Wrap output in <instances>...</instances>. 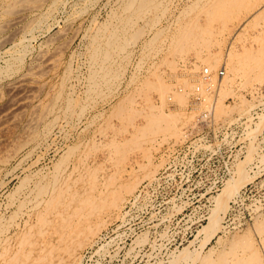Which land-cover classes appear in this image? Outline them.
<instances>
[{
  "label": "rangeland",
  "instance_id": "1",
  "mask_svg": "<svg viewBox=\"0 0 264 264\" xmlns=\"http://www.w3.org/2000/svg\"><path fill=\"white\" fill-rule=\"evenodd\" d=\"M125 2L0 0V255L19 250L38 226L40 200L69 180L93 211L69 221V236L50 235L52 251L37 244L25 264L36 256L40 264H169L184 251L190 264H264V0ZM189 22L192 30L182 28ZM115 30L95 81L89 57ZM179 31L205 45L176 44ZM209 56L229 81L219 91L216 79L192 103ZM202 110L214 111V126L203 127L209 143L196 148L211 156L172 164L166 149ZM145 114L164 117L162 128L123 153ZM241 174L248 182L239 186Z\"/></svg>",
  "mask_w": 264,
  "mask_h": 264
},
{
  "label": "bare ground",
  "instance_id": "2",
  "mask_svg": "<svg viewBox=\"0 0 264 264\" xmlns=\"http://www.w3.org/2000/svg\"><path fill=\"white\" fill-rule=\"evenodd\" d=\"M25 1V0H24ZM38 1V0H37ZM125 1V0H124ZM134 0H127V2H125L124 4H129V3H133ZM141 0H139L140 2ZM150 1V0H148ZM145 2V1H144ZM143 2V3H144ZM12 3V2H11ZM153 3V2H152ZM157 3V2H156ZM221 3V2H220ZM225 3V2H224ZM138 4V3H136ZM135 4V5H136ZM142 4V3H141ZM140 4V5H141ZM149 4V3H148ZM146 4V5H148ZM218 4V3H217ZM140 5L138 6V9L141 8ZM154 5V4H153ZM158 5V4H157ZM12 6V5H11ZM128 6V5H127ZM126 6V7H127ZM132 6V5H131ZM129 5V7H131ZM145 6V4L143 5V7ZM226 6V5H225ZM128 7V8H129ZM208 7V6H207ZM222 7V6H221ZM124 8H125V5H124ZM146 8V7H145ZM210 8V6L208 7ZM207 8V9H208ZM227 8V7H226ZM131 9V8H130ZM137 9V7H136ZM137 9V10H138ZM219 9V7H218ZM216 9V11L218 10ZM140 10V9H139ZM54 11V10H53ZM207 11V10H206ZM205 11V12H206ZM211 10H209L210 12ZM219 12V11H218ZM223 12V11H221ZM226 12V11H225ZM9 13V12H8ZM138 13V12H137ZM140 13V11H139ZM208 13V12H206ZM211 13V12H210ZM215 13V12H214ZM6 14V13H5ZM219 15V13H218ZM130 17V16H129ZM221 17V16H220ZM209 18V17H208ZM226 18V17H225ZM230 18V17H229ZM33 19V18H32ZM18 20V19H17ZM130 20V19H129ZM215 20V19H214ZM218 20V19H217ZM41 21V20H40ZM213 21V20H212ZM216 21V20H215ZM94 22V21H93ZM225 22V21H224ZM246 22V21H245ZM13 23V22H12ZM130 23V21L128 22ZM191 22L187 23L189 24V26L187 25V27H182V28H185V30H188V29H193V26L190 25ZM201 23V22H200ZM94 24V23H93ZM125 24H127L125 22ZM155 24V23H154ZM194 25V24H193ZM192 26V28H191ZM123 28V27H122ZM23 29V28H22ZM111 29V28H110ZM202 29V28H201ZM207 29V28H206ZM107 30V29H106ZM122 30V29H121ZM118 31V30H117ZM117 31L115 30L114 31H106L108 32L107 34V37L108 40L110 41V43L108 42L107 45H105L106 47L104 46H99L98 44H95L94 48L95 50L93 51V54L91 55V57H89L91 60H92V70H91V78L93 80H97L99 78H104L103 76V72H106L107 69H101L100 68H103L105 67V64H103L104 62L107 61V59H110L111 56L113 55V51L111 50L112 48H115L112 46V48L109 50L108 48L112 45L111 43L113 42H116V39L117 36L115 33H117ZM180 32V31H179ZM182 32V31H181ZM180 32V33H181ZM199 33V32H198ZM102 34V33H101ZM181 34L183 35H180L179 38H178V41H175V43L179 42L180 44L184 41H187V43H192L196 46H203L205 45L204 44V41H202L199 37L200 36H197L195 33H191V32H187V31H183ZM178 35V34H177ZM135 36V35H134ZM131 37V36H130ZM155 37V36H154ZM95 38V36H94ZM99 37H96V39H98ZM156 38V37H155ZM95 39V41H96ZM99 40V39H98ZM263 40V39H262ZM94 41V39H93ZM96 43V42H95ZM98 43V42H97ZM174 43V42H173ZM176 43V44H177ZM100 44V43H99ZM176 44H174L176 46ZM91 45V44H90ZM108 46V47H107ZM179 45H177L178 47ZM182 46V45H181ZM189 46V44H188ZM104 47V48H103ZM191 47V46H190ZM189 47V48H190ZM195 47V46H193ZM21 48V47H20ZM93 48V49H94ZM119 48V47H118ZM176 48V47H175ZM185 49V48H184ZM23 50V49H22ZM21 50V51H22ZM176 50V49H174ZM21 51H16L15 55L12 57L13 59L15 58L16 60H20L21 58V54L22 53ZM120 51V50H119ZM177 51H180L177 49ZM121 52V51H120ZM210 54V53H209ZM248 54V52H247ZM250 54V53H249ZM228 61L229 63L231 64L230 66V70H234L236 69L235 67V59L232 54H228ZM171 57V56H170ZM246 57V56H244ZM206 58V57H205ZM215 59V58H214ZM211 57H207V61L210 65V69L209 68H206L208 69V73L206 75H204V77H200L202 79H198V87L199 88V92L198 94H196L197 96H201L200 93L203 92L202 89L205 88V91H210L209 89H211L212 91L214 90L213 89V84H214V81H216V79H218L219 81V84L217 85V90L224 84H226L229 80H228V77L226 78L225 75H222L221 77H216L215 74L213 73V70H214V65L212 64L211 62ZM14 61V60H12ZM205 61V60H204ZM203 60H201L199 58V61L196 62L195 64V67L196 68H199L200 64L204 63ZM109 62V61H108ZM217 62V61H216ZM16 63V62H15ZM36 63V62H35ZM229 68V67H228ZM212 72H211V71ZM231 70V71H232ZM42 71V70H41ZM47 71V70H46ZM197 71V70H196ZM202 72V70H201ZM153 73V72H152ZM105 75V74H104ZM202 75V74H201ZM155 78V77H154ZM204 78V79H203ZM221 81V83H220ZM13 82V81H12ZM79 83V82H78ZM45 84V83H44ZM195 84V85H197ZM160 85V84H159ZM194 85V87H195ZM151 86V85H150ZM184 86V85H182ZM188 86V85H187ZM11 87V86H10ZM156 87V86H155ZM180 87V86H179ZM194 87L192 89H194ZM219 87V88H218ZM159 88V87H158ZM162 90H164V88H161ZM159 89V90H161ZM157 90V89H156ZM161 90V91H162ZM179 90V89H177ZM181 91L183 90V88L180 89ZM220 91V89H219ZM179 92V91H178ZM194 92V90H193ZM184 93V91H183ZM191 93V92H190ZM163 94V92H161V95ZM173 94V92H172ZM171 94V95H172ZM192 94V93H191ZM193 95V94H192ZM178 96V95H177ZM195 96V95H194ZM162 97V96H161ZM171 97V96H170ZM71 99V98H70ZM69 99V100H70ZM180 100L179 103L183 102L182 101V98L178 97L176 100ZM205 98H203L204 100ZM207 99V98H206ZM205 99V100H206ZM184 100V99H183ZM71 101V100H70ZM68 103V102H67ZM69 104V103H68ZM54 107V106H53ZM212 108V107H211ZM216 108V107H215ZM118 109V108H117ZM209 109V108H208ZM71 110V109H70ZM118 111V110H117ZM215 112H219L220 110L217 109L214 110ZM214 111H211V116H214ZM43 112V111H42ZM41 112V113H42ZM33 113V112H32ZM119 113V111H118ZM217 114V113H216ZM215 114V115H216ZM220 114V113H218ZM217 116V115H216ZM133 117V115H132ZM176 117L172 118L175 120ZM64 119V118H63ZM142 119V118H141ZM192 119V118H191ZM56 120V119H55ZM143 123H141L139 126L135 125V126H132V134H131V137L130 139L124 143V146L123 148L125 150H122V152L124 153L125 151L128 152V150H131V149H134L135 148H138L139 147V143L141 142H147L149 140H151V138L153 137V135L155 134V132H157V130H160L162 128V122L165 120L164 117H158V116H155V115H151V114H145L143 116ZM18 124V123H17ZM33 128V127H32ZM176 130V129H175ZM174 130V131H175ZM178 130V128H177ZM163 131H166V130H163ZM169 132L170 134H175L176 132ZM31 132V131H30ZM50 132V131H49ZM182 137L180 138V141H184V138L186 137V135L184 134V132H182ZM16 138V137H15ZM120 145V144H119ZM123 145V144H122ZM120 148V146H118ZM117 149V147L115 148ZM138 150V149H137ZM149 149H147L148 151ZM57 152V151H56ZM121 152V153H122ZM131 153V152H130ZM42 157V156H41ZM241 166V165H240ZM241 177V178H240ZM240 179L238 178V181L236 180V182H238L239 186L240 185H244L245 183L248 182V179H246L245 176H242V174L240 175ZM51 185V184H50ZM49 185V186H50ZM40 188H37V192L40 193L41 195H45L47 194V191L48 190L46 187L47 185H39ZM227 187H229L227 185ZM225 187V188H227ZM238 187V186H236ZM51 188V194L47 196V198H43L40 200V202L38 204L42 205V208H40V210L38 212L35 213V218L36 220L38 221V226L36 228V230H29V233H25L23 238H20L18 240V246L20 247L19 250L17 251H14V252H11L9 250H6L4 251V253L0 255V264H25L26 261L30 260L33 256V252H34V248L35 246H38L40 247V249L38 250L39 252H42V251H45L48 249V251H52L54 249V246L52 245L51 243V237L50 235H58L59 232H62L63 231V235H66V236H69V233L71 232L72 233V229H73V225L71 222V219L72 218H76L77 216H81L82 218H86L85 217V214L84 212H92L93 211V208H92V203L91 201L89 200L88 196L86 194H84L83 192H78L77 190H74L71 188V183H69V180H56L54 182V184H52L50 186ZM238 189V188H236ZM232 191H230L229 189H225V192L223 193V195L225 196H229L231 195ZM222 194V193H221ZM40 196V195H38ZM223 197V196H222ZM221 198V197H220ZM225 198V197H224ZM222 199H220V201L218 202L219 203V208L217 210H214V215L213 219H209L210 221L208 222L209 225L207 227H205V230H204V233H205V236H208L209 233L212 231V227L213 226H216V222H217V213L219 214L220 212L219 211H223L222 210V206L220 207L221 205V202H222ZM224 208V207H223ZM225 212V210H224ZM215 216V217H214ZM216 218V219H215ZM86 226V225H85ZM89 231H87V233L89 234V238L90 236H93L94 234V231L92 230L91 227H88L87 228ZM216 229V228H215ZM219 229V228H218ZM215 232V230H214ZM86 234V233H85ZM32 235H38L40 237H31ZM45 235H48L49 237H44ZM212 235V234H211ZM208 238V237H207ZM206 238V239H207ZM209 238H210V235H209ZM54 239V238H53ZM59 239L61 238H58V241H60ZM38 249V248H37ZM184 251V250H183ZM233 251V250H232ZM186 251H184V253H180L176 256H174L171 260H169V264H178L179 261H182L184 264L187 263V264H190V260L188 261L187 260V257H186ZM194 256V255H193ZM197 256V255H195ZM198 258V257H197ZM43 260V257H38L36 256V258L32 259V261H30L31 263L29 264H40ZM192 260V259H191ZM195 260V259H194ZM196 261V260H195ZM201 261V260H200ZM203 261V259H202ZM182 263V264H183ZM200 262H198L199 264ZM180 264V263H179ZM200 264H208L207 262H201ZM221 264H224L223 261Z\"/></svg>",
  "mask_w": 264,
  "mask_h": 264
},
{
  "label": "built area",
  "instance_id": "3",
  "mask_svg": "<svg viewBox=\"0 0 264 264\" xmlns=\"http://www.w3.org/2000/svg\"><path fill=\"white\" fill-rule=\"evenodd\" d=\"M207 73H208V69H206V67H203L201 76L204 77V75H206ZM222 75H223L222 68L216 70L215 72L216 77H221ZM194 91L196 94H198L199 87L197 85L195 86ZM200 97L201 96H193L194 100L192 101V103L201 102L202 100H200ZM208 125H210L211 128H213L214 126V123L212 122L211 113L209 110H204V111L202 110L200 111V114L195 117V120H193L191 126H188L183 129V132L186 135L184 141H181L178 144L171 145L166 149L167 155L172 164L179 161L192 162L196 159H201L202 157H204L205 153L207 152H209L208 156L209 157L211 156V151L209 149H205L202 147L196 148L197 144L200 142L204 144L209 143L207 135L203 133V127ZM214 128H219V127L216 126ZM197 137L200 138L199 141ZM192 171H196V169L194 168Z\"/></svg>",
  "mask_w": 264,
  "mask_h": 264
}]
</instances>
